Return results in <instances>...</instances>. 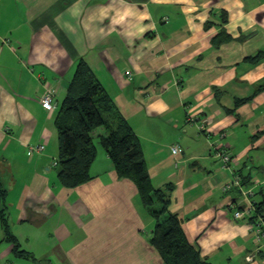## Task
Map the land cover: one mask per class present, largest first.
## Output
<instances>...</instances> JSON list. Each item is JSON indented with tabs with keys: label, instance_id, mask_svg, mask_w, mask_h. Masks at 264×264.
I'll use <instances>...</instances> for the list:
<instances>
[{
	"label": "crops",
	"instance_id": "0c3cea01",
	"mask_svg": "<svg viewBox=\"0 0 264 264\" xmlns=\"http://www.w3.org/2000/svg\"><path fill=\"white\" fill-rule=\"evenodd\" d=\"M260 51L264 0H0V184L36 257L15 254L0 217V264H165L137 185L106 151L92 180L60 184L55 121L82 59L140 137L155 188L174 184L189 241L213 264H264V224L249 219L264 201V91L230 112L264 80V60H248Z\"/></svg>",
	"mask_w": 264,
	"mask_h": 264
},
{
	"label": "trees",
	"instance_id": "16d2710c",
	"mask_svg": "<svg viewBox=\"0 0 264 264\" xmlns=\"http://www.w3.org/2000/svg\"><path fill=\"white\" fill-rule=\"evenodd\" d=\"M227 41L230 37L223 33ZM254 64L264 60V51L250 57ZM218 91V90H217ZM264 91V80L256 85L252 95L235 101V110ZM59 153L56 168L60 184L76 188L93 179L92 165L97 158L99 142L104 146L120 178L132 180L138 187L143 207L155 221L150 243L159 251L165 264H213L199 247L191 243L181 218L170 210L174 184L155 188L145 158L140 137L123 116L90 64L82 59L71 80L55 121ZM99 130H103L101 133ZM243 184L249 185L244 177ZM7 191L0 184V199L5 239L14 244L18 257L36 260L33 253L21 248L11 231L6 214ZM252 223L264 221V201L253 202Z\"/></svg>",
	"mask_w": 264,
	"mask_h": 264
},
{
	"label": "built area",
	"instance_id": "2783aa9c",
	"mask_svg": "<svg viewBox=\"0 0 264 264\" xmlns=\"http://www.w3.org/2000/svg\"><path fill=\"white\" fill-rule=\"evenodd\" d=\"M128 74H131V72L128 71ZM54 96H55V91H54V89L51 88V89L46 90L45 93L43 94L42 98H41V102H42L43 107H44L45 109H47L48 111H52V110H54V108H55V104H54ZM190 119H191V118H190ZM191 120H192V119H191ZM45 148H46V145H45V144H36V145L29 146V151H28V152H29V154H32V153H34L35 151H44ZM179 151H180V149H179L178 146H174V147H173V152H174V153H178ZM224 158H225L226 162L230 161V160H229V156H226L225 154H224ZM54 165H55V166L57 165V160H55ZM232 184H237V186H240V185H241V177H240V176H235V179H234V181H233ZM232 184H231V185H232ZM231 185H227V187L229 188ZM249 194L252 195L253 192H252V191H246V192H244V197H245V198H248V195H249ZM251 195H250V196H251ZM244 214H245V212L242 211V210H237V211L235 212V216H236L237 218H239V217H243ZM263 224H264L263 219H260V225H263ZM260 230H261V229H260ZM261 231H262V230H261ZM263 233H264V231H263ZM248 259H249V260H252V259H253V256H252V255H249V256H248Z\"/></svg>",
	"mask_w": 264,
	"mask_h": 264
},
{
	"label": "rangeland",
	"instance_id": "374dc122",
	"mask_svg": "<svg viewBox=\"0 0 264 264\" xmlns=\"http://www.w3.org/2000/svg\"><path fill=\"white\" fill-rule=\"evenodd\" d=\"M97 145H98V153H99V154H104V153H106V152H105V149H104V146H103L102 144H97ZM56 148H57V150L59 149L57 143H56Z\"/></svg>",
	"mask_w": 264,
	"mask_h": 264
},
{
	"label": "water",
	"instance_id": "95a60500",
	"mask_svg": "<svg viewBox=\"0 0 264 264\" xmlns=\"http://www.w3.org/2000/svg\"><path fill=\"white\" fill-rule=\"evenodd\" d=\"M38 217H34V220L37 219Z\"/></svg>",
	"mask_w": 264,
	"mask_h": 264
}]
</instances>
